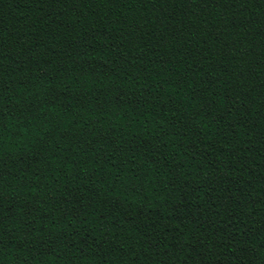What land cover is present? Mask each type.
<instances>
[{"label": "trees", "instance_id": "trees-1", "mask_svg": "<svg viewBox=\"0 0 264 264\" xmlns=\"http://www.w3.org/2000/svg\"><path fill=\"white\" fill-rule=\"evenodd\" d=\"M0 264H264V0H0Z\"/></svg>", "mask_w": 264, "mask_h": 264}]
</instances>
